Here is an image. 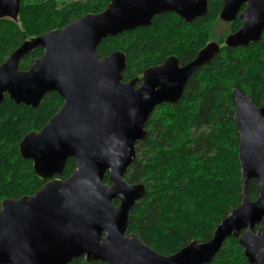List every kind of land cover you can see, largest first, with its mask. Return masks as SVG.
Segmentation results:
<instances>
[{
    "label": "water",
    "instance_id": "obj_1",
    "mask_svg": "<svg viewBox=\"0 0 264 264\" xmlns=\"http://www.w3.org/2000/svg\"><path fill=\"white\" fill-rule=\"evenodd\" d=\"M21 1L0 0V18L18 20ZM222 1L221 19L232 22L239 15L242 22L225 44L235 48L260 41L264 0ZM207 10L208 0H112L100 13H87L23 42L0 66V104L5 95L33 108L50 92L64 99L50 121L19 144L22 157L32 160L35 172L48 181L33 195L2 201L0 264H69L82 256L106 264H209L230 237L239 239L251 264H264V106L237 88L241 204L210 240L192 241L172 255L128 233L130 213L146 187L125 175L136 160L138 142L147 137V121L158 105L179 101L191 75L210 63L221 46L208 44L185 65L170 57L146 69L140 83L123 79V51L100 57L98 47L104 38L152 25L163 12L192 22ZM35 47L43 48V55L21 70V59ZM69 158L76 160L74 172L65 180L55 178ZM252 179L260 181L256 200L248 194Z\"/></svg>",
    "mask_w": 264,
    "mask_h": 264
},
{
    "label": "trees",
    "instance_id": "obj_2",
    "mask_svg": "<svg viewBox=\"0 0 264 264\" xmlns=\"http://www.w3.org/2000/svg\"><path fill=\"white\" fill-rule=\"evenodd\" d=\"M112 0H22L18 20L0 18V66L23 42L61 29L87 13L104 11ZM222 0H208L206 15L186 22L175 12L154 17L150 26L104 38L100 57L121 50L126 55L125 81H142L152 66L176 57L180 65L193 60L210 43L221 50L189 78L176 103H162L145 126L147 137L136 146V160L125 177L143 183L146 195L130 213L128 233L147 245L172 255L192 241L211 239L218 224L242 202V169L233 89L250 94L264 106V33L260 41L228 47L225 36L242 22H229L226 35L218 37ZM227 38V37H226ZM44 53L35 47L20 61L29 69ZM64 99L57 92L46 94L37 108L16 104L5 95L0 104V210L4 199L33 195L48 179L39 176L33 161L24 159L19 144L30 132H38L60 110ZM76 169L69 158L60 175L65 180ZM109 183V174L105 176ZM260 181L252 179L248 194L259 197ZM119 204L118 200L114 201ZM259 231V226H256ZM69 264H106L75 258ZM209 264H251L236 237H230Z\"/></svg>",
    "mask_w": 264,
    "mask_h": 264
},
{
    "label": "rangeland",
    "instance_id": "obj_3",
    "mask_svg": "<svg viewBox=\"0 0 264 264\" xmlns=\"http://www.w3.org/2000/svg\"><path fill=\"white\" fill-rule=\"evenodd\" d=\"M228 23L229 22H225L222 20L221 23L218 24V26L216 27V32H215L218 37H221L222 35H226V32L229 29ZM226 37L227 36H225V39H226ZM256 231H257V229H256Z\"/></svg>",
    "mask_w": 264,
    "mask_h": 264
},
{
    "label": "flooded vegetation",
    "instance_id": "obj_4",
    "mask_svg": "<svg viewBox=\"0 0 264 264\" xmlns=\"http://www.w3.org/2000/svg\"><path fill=\"white\" fill-rule=\"evenodd\" d=\"M234 89H235V88H234ZM234 89H233V90H234Z\"/></svg>",
    "mask_w": 264,
    "mask_h": 264
}]
</instances>
